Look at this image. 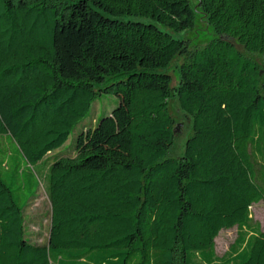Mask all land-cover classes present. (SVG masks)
I'll list each match as a JSON object with an SVG mask.
<instances>
[{"label": "trees", "instance_id": "1", "mask_svg": "<svg viewBox=\"0 0 264 264\" xmlns=\"http://www.w3.org/2000/svg\"><path fill=\"white\" fill-rule=\"evenodd\" d=\"M198 9L203 46L171 34L194 29L190 0H0V264H264V0ZM102 96L118 104L92 127ZM173 97L192 121L180 158ZM42 184L46 245L25 218Z\"/></svg>", "mask_w": 264, "mask_h": 264}, {"label": "rangeland", "instance_id": "2", "mask_svg": "<svg viewBox=\"0 0 264 264\" xmlns=\"http://www.w3.org/2000/svg\"><path fill=\"white\" fill-rule=\"evenodd\" d=\"M190 1L193 8L196 10L197 16L196 25L194 29L180 33L171 32V34L175 39L190 40L193 45L203 46L208 44L212 39L215 38V32L213 28L208 24V21L205 16H203L199 11L198 0ZM130 19L141 20L146 23L158 24L148 18L132 17ZM158 26L163 30H167L162 25L158 24ZM256 60L259 61L258 58H256ZM182 61V57H177L167 70V72L173 78V87H177L180 83L179 65L182 63ZM117 104L118 100L115 97H99L98 101L94 104L92 111L90 112V115L87 118V120L91 119V126H94L96 118L99 119L101 116L110 113L114 108H116ZM169 106L172 116L177 121V127L175 131V142L169 152L168 157L180 158L185 151L187 139L192 134V121L182 112L178 98L173 97L170 100ZM87 127L89 128L90 126ZM71 138L73 140L74 137ZM69 146L70 143L66 144V146L61 151H56L49 154L43 161V163L36 166V170L40 172L42 171V169H45L44 172H46L45 164H51L55 160V158L59 157L60 155H63V153L69 149ZM69 155H72V153H70ZM62 157H67V154ZM51 214V204L46 194L44 185L42 184L39 189L38 197L29 204L25 212L27 237L33 243L38 245H46L48 243L51 228ZM252 216L254 222L260 224L261 228L264 230V202L253 206ZM237 234V228H234L229 231L224 230L221 232V234L216 240L217 254L219 257L224 256L228 252L230 246L236 240Z\"/></svg>", "mask_w": 264, "mask_h": 264}, {"label": "water", "instance_id": "3", "mask_svg": "<svg viewBox=\"0 0 264 264\" xmlns=\"http://www.w3.org/2000/svg\"><path fill=\"white\" fill-rule=\"evenodd\" d=\"M50 241V240H49Z\"/></svg>", "mask_w": 264, "mask_h": 264}]
</instances>
